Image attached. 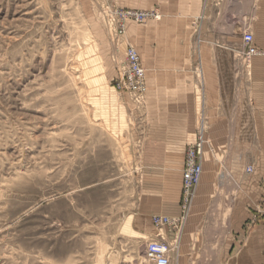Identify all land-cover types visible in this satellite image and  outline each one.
Returning a JSON list of instances; mask_svg holds the SVG:
<instances>
[{
	"label": "rangeland",
	"instance_id": "374dc122",
	"mask_svg": "<svg viewBox=\"0 0 264 264\" xmlns=\"http://www.w3.org/2000/svg\"><path fill=\"white\" fill-rule=\"evenodd\" d=\"M210 3L0 0V264H139L150 241L221 235L234 191L222 178L240 165L200 106L198 32L210 19L199 14ZM239 46L234 58H254ZM127 48L146 71L142 105L113 89ZM171 107L188 112L184 160L201 129L205 144L201 182L168 240L146 213L141 166L149 126ZM182 262L201 260L174 249L171 264Z\"/></svg>",
	"mask_w": 264,
	"mask_h": 264
},
{
	"label": "crops",
	"instance_id": "0c3cea01",
	"mask_svg": "<svg viewBox=\"0 0 264 264\" xmlns=\"http://www.w3.org/2000/svg\"><path fill=\"white\" fill-rule=\"evenodd\" d=\"M210 2L209 16L199 14L201 21L210 19L209 26L200 23L198 32L204 68L200 106L204 100L205 110L216 116L210 128L226 132L213 142H223L233 151L237 146L240 166L236 175L229 173L232 178H222L234 191L221 235H194L188 227L182 239L179 235L176 250L195 249L200 264H264V0ZM244 33L253 36L254 47L263 53L248 62L234 58ZM222 53L233 58L219 57ZM187 114L171 107L163 112L162 124L148 128L141 172L149 216L180 217ZM248 167L251 174H246ZM193 220L189 218L188 225ZM165 235L168 240L173 237L169 230Z\"/></svg>",
	"mask_w": 264,
	"mask_h": 264
},
{
	"label": "built area",
	"instance_id": "2783aa9c",
	"mask_svg": "<svg viewBox=\"0 0 264 264\" xmlns=\"http://www.w3.org/2000/svg\"><path fill=\"white\" fill-rule=\"evenodd\" d=\"M153 16L143 12H129L124 14V18L133 20L136 23H143L145 20ZM242 55L246 59L263 55L254 47L253 36L244 33L241 38ZM120 78L113 88L116 92L127 95L136 105H142L147 94L146 75L140 59L133 48H127L124 54V63L121 66ZM202 129L198 133L195 142L190 145L186 151L184 164L181 170L182 177V214L185 211V205L193 197L196 187L200 184L203 174V152L204 140ZM247 173H251V168L246 169ZM183 221L180 218H169L156 215L152 217V224L155 228L161 230H176L178 225ZM172 246L164 241H150L144 246V262L145 264H170V252ZM175 249V248H174Z\"/></svg>",
	"mask_w": 264,
	"mask_h": 264
},
{
	"label": "bare ground",
	"instance_id": "6f19581e",
	"mask_svg": "<svg viewBox=\"0 0 264 264\" xmlns=\"http://www.w3.org/2000/svg\"><path fill=\"white\" fill-rule=\"evenodd\" d=\"M136 51V50H135ZM137 53V52H136ZM138 55V54H137ZM138 57H139V55H138ZM139 59H140V57H139ZM141 62V61H140ZM144 69V68H143ZM144 72H145V70H144ZM127 96V95H126ZM146 99V98H145ZM131 101V100H130ZM203 140H204V142H205V139H204V137H203ZM231 165V164H230ZM235 166V165H234ZM239 168V167H238ZM239 171V170H238ZM231 173V172H230ZM235 174V173H234ZM236 175V174H235ZM231 186L233 187V189H234V186H233V184H231ZM223 228V227H222ZM177 238L178 237H176V239L174 240V248L176 249L177 248V246H176V244H178V240H177ZM170 244V243H169ZM171 248V247H170ZM174 248H171V252H170V264H171V253L173 252V250H174ZM143 255V254H142ZM134 262V261H133ZM98 264V263H97ZM139 264H145V262H144V256H142V261L139 263Z\"/></svg>",
	"mask_w": 264,
	"mask_h": 264
}]
</instances>
